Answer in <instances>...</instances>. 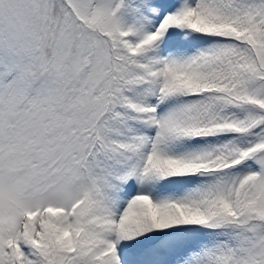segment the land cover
Listing matches in <instances>:
<instances>
[{"label":"snow or ice","instance_id":"6c2138e0","mask_svg":"<svg viewBox=\"0 0 264 264\" xmlns=\"http://www.w3.org/2000/svg\"><path fill=\"white\" fill-rule=\"evenodd\" d=\"M0 264H264V0H0Z\"/></svg>","mask_w":264,"mask_h":264}]
</instances>
